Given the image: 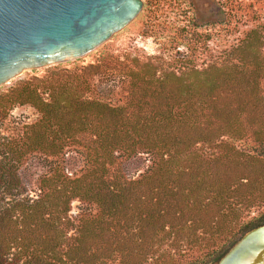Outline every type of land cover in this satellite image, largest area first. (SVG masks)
<instances>
[{
  "label": "trees",
  "instance_id": "1",
  "mask_svg": "<svg viewBox=\"0 0 264 264\" xmlns=\"http://www.w3.org/2000/svg\"><path fill=\"white\" fill-rule=\"evenodd\" d=\"M101 73L100 65L53 72L0 94V264H105L118 255L124 264H145L167 228L176 235L223 232L226 217L237 220L252 199L264 203L259 40L247 37L222 64L202 70L159 74L144 64L129 72L123 106L83 96ZM25 105L39 112L38 122L19 139L3 135L10 111ZM226 136L253 139V154L192 156L198 144ZM70 144L87 147L90 168L71 178L57 164L42 180L39 197H29L19 174L25 156L36 152L58 162ZM139 153L159 162L131 180L120 160ZM77 199L97 205L99 213L75 226L69 212ZM261 225L264 216L246 232Z\"/></svg>",
  "mask_w": 264,
  "mask_h": 264
},
{
  "label": "rangeland",
  "instance_id": "2",
  "mask_svg": "<svg viewBox=\"0 0 264 264\" xmlns=\"http://www.w3.org/2000/svg\"><path fill=\"white\" fill-rule=\"evenodd\" d=\"M142 2L143 9L135 20L97 49L76 60L25 72L0 87V94L35 77L44 78L59 71L76 74L89 65H100L102 73L90 81V87L83 90V96L117 107L123 106L127 100V87L131 82L129 72L141 70L144 64L152 65L159 74L164 71L180 74L191 68L202 70L211 64H222L247 37L259 40L264 57V0ZM252 32L254 34L251 35ZM230 58L236 61V57L231 55ZM261 87L264 95V78ZM39 119V112L32 106H15L3 123L1 132L19 139L28 126ZM255 147L251 138L233 139L226 136L212 143L198 144L191 154L201 160H213L225 154L230 155L232 150L251 155ZM87 150V147L70 144L58 162H50L41 153L27 154L19 168L26 194L33 199L39 197L42 180L55 172L57 164L71 178L85 174L91 166ZM120 162L123 174L131 180H137L151 173L159 159L139 153ZM249 202L248 207L243 205L237 212V220L231 221V215L225 218L223 232H198L190 236L187 233L176 235L175 231L167 228L152 245L145 264H214L213 261L219 255L244 236L248 227L264 216V203H253V199ZM98 213L97 205L77 199L71 202L69 218L78 226L80 220ZM73 235L74 231H71L69 236ZM105 264L124 262L122 256L118 255Z\"/></svg>",
  "mask_w": 264,
  "mask_h": 264
},
{
  "label": "water",
  "instance_id": "3",
  "mask_svg": "<svg viewBox=\"0 0 264 264\" xmlns=\"http://www.w3.org/2000/svg\"><path fill=\"white\" fill-rule=\"evenodd\" d=\"M142 9V0H0V87L89 54ZM217 264H264V225L246 232Z\"/></svg>",
  "mask_w": 264,
  "mask_h": 264
}]
</instances>
